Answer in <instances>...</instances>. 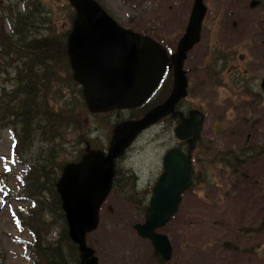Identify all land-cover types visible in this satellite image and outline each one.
Masks as SVG:
<instances>
[{"label":"rangeland","instance_id":"obj_1","mask_svg":"<svg viewBox=\"0 0 264 264\" xmlns=\"http://www.w3.org/2000/svg\"><path fill=\"white\" fill-rule=\"evenodd\" d=\"M23 1L0 0V13L11 14L15 4L24 12ZM37 1L47 21L29 37L59 36L67 45L64 36L72 29L73 12L75 15L69 0ZM99 1L123 26L152 36L170 52L176 50L186 30L193 5L192 0ZM205 2L206 27L185 62L186 69H193L192 75L194 68L200 69L196 73L200 77L189 85L182 102L186 108L203 111L205 123L191 152L192 184L183 193L176 214L157 231L169 236L173 261L180 264H264V155L258 149L264 147V0L255 8L249 7L250 0ZM25 3L29 4L27 0ZM214 43L230 53L231 62L223 69L218 68L223 64L221 59L217 66L207 64ZM56 58L62 89L41 95L65 120L70 119L66 114L71 109L78 114L75 119L79 126L67 127L56 141L59 158L67 156L72 161L77 150L89 144L106 149L116 121L137 116L138 111L90 112L72 81L73 70L71 79L60 71L67 67L66 60ZM167 82L165 99L173 86L172 77ZM178 123L174 118L160 120L143 131L118 159V181L101 207L98 228L87 235L100 264H148L154 255L151 242L140 236L134 225L145 221L153 187L164 170V155L173 147L188 150L175 134ZM14 143L11 131L0 128V242L4 264H26L25 247L17 238L29 241L31 235L18 228L13 210L23 204L17 178L26 172L28 157L13 156ZM47 146L36 143L30 153ZM60 230L61 225H55L48 233L49 240H55Z\"/></svg>","mask_w":264,"mask_h":264},{"label":"water","instance_id":"obj_2","mask_svg":"<svg viewBox=\"0 0 264 264\" xmlns=\"http://www.w3.org/2000/svg\"><path fill=\"white\" fill-rule=\"evenodd\" d=\"M76 11L67 40L73 78L82 86L83 97L92 113L141 106L159 87L167 68L173 70V86L168 97L142 117L115 124L107 149L87 145L80 161L63 167L56 183L68 233L79 250V264H99L96 249L87 235L98 228L100 210L114 187L116 162L126 154L138 136L165 117L180 119L175 134L188 143V152L170 148L163 157L164 170L153 188L145 221L134 225L138 234L152 241L155 254L166 260L173 255L167 234L157 229L178 211L182 194L191 183L192 150L196 148L206 115L198 108L188 114L176 109L189 93L184 68L189 51L201 40L208 11L204 0H194L186 30L171 54L150 35L123 26L98 0H69ZM261 0H250L249 7ZM264 59V54H263ZM264 89V80L261 82Z\"/></svg>","mask_w":264,"mask_h":264},{"label":"trees","instance_id":"obj_3","mask_svg":"<svg viewBox=\"0 0 264 264\" xmlns=\"http://www.w3.org/2000/svg\"><path fill=\"white\" fill-rule=\"evenodd\" d=\"M25 2L26 0L22 2L26 8L24 12L21 5L15 4L16 8L11 14L5 15L6 11L0 13V128L11 131L15 140L13 156H22L25 159L28 157L26 172L17 178L18 194L23 204L13 212L18 228L27 231L31 239L25 241L17 238V241L25 247L24 256L28 260L26 264H79L78 246L69 236L62 202L56 188L63 167L71 161L67 156L59 158V143L56 141L63 136L67 127H78L80 122L76 121L78 114L72 109L66 114L70 118L68 120L59 113L56 114L41 95L44 91L62 89L58 69L54 64L58 60L56 55L66 60L67 67L60 71L67 73L71 79L72 68L67 61V45L59 36L29 37L31 31L43 27L47 18L44 17L45 12L37 0H27L29 4ZM74 18L73 12V21ZM70 31L71 29L67 30L64 39H67ZM72 81L79 87L82 95L81 86L74 79ZM167 84V79H164L156 97L134 108L138 115L130 118L138 117L147 108L163 101ZM83 103H86L84 99ZM115 111L118 110L111 112ZM120 120L122 119L116 122ZM36 143L50 146L39 147L37 153L31 154V147ZM91 148L103 149L99 145ZM258 149L264 155V147ZM77 151L72 161H80L85 148L81 147ZM119 175L116 170L115 184ZM57 224L61 225V230L58 237L50 241L48 233ZM226 245L229 247L231 243ZM3 260L0 242V264H4Z\"/></svg>","mask_w":264,"mask_h":264},{"label":"flooded vegetation","instance_id":"obj_4","mask_svg":"<svg viewBox=\"0 0 264 264\" xmlns=\"http://www.w3.org/2000/svg\"><path fill=\"white\" fill-rule=\"evenodd\" d=\"M204 2H205V0H204ZM192 3H194V0H192ZM205 4H206V2H205ZM207 5V4H206ZM193 6V5H192ZM208 6V5H207ZM192 10V9H191ZM191 13V12H190ZM207 13H208V11H207ZM207 15V14H206ZM190 16V15H189ZM208 20H210V19H208ZM212 21V20H211ZM205 27H206V16H205V18H204V21H203V26H202V30H203V28L205 29ZM183 35V34H182ZM182 35H181V37H182ZM201 36H202V33H201ZM211 46H215L214 48H212L211 49V51H210V55H211V57H210V59L207 61V64H209V65H215V66H217V60L218 59H221L222 61H223V64H219L218 65V68H220V69H223V68H225L227 65H228V63H230L231 62V56H230V53H228V52H223V50H221L215 43L214 44H211ZM194 48H192L191 50H193ZM209 49V48H208ZM189 55H190V51H189V53H188V57H189ZM216 55V56H215ZM187 57V58H188ZM187 60V59H186ZM186 62V61H185ZM184 68L186 69V67H185V65H184ZM200 69H195L194 68V75H192V72H193V69H190V68H187L186 69V71H187V77H188V81H189V85L190 84H194V82L195 83H197V81H198V79H199V77H200V74L199 75H197L196 73L199 71ZM201 71V70H200ZM207 71L209 72L210 70L209 69H207ZM172 77V79H173V81H174V77H173V70H172V68L171 69H169V67H168V69H167V71H166V77L164 78L165 80L166 79H168V77L169 78H171ZM193 77L195 78V80H193ZM208 80H211V79H207L206 80V82L208 81ZM173 83V82H172ZM204 83H205V81H204ZM185 99H182L180 102H179V104L176 106V109H178V110H181V111H183L184 113H185V115H187L188 114V112H189V110L190 109H192V108H186L185 106H183L182 104H184V103H182L183 101H184ZM193 108H196V107H193ZM165 118H172V116L171 115H169V116H167V117H165ZM178 122H180V119H178ZM185 141V144H187V146H188V143H187V141L186 140H184ZM151 201V200H150ZM146 213H147V209H146ZM165 226V225H164ZM166 234V233H165ZM150 242H151V244H152V241L150 240V239H148ZM152 246H153V244H152ZM153 250H154V247H153ZM99 264H100V261H99ZM148 264H180L179 263V261H177V262H174L173 261V255H172V257H171V259H169V260H166L161 254H155L154 253V255H152L151 256V259H150V261L148 260Z\"/></svg>","mask_w":264,"mask_h":264}]
</instances>
